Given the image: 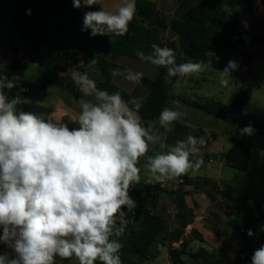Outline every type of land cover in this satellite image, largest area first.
<instances>
[{"label":"clouds","instance_id":"obj_1","mask_svg":"<svg viewBox=\"0 0 264 264\" xmlns=\"http://www.w3.org/2000/svg\"><path fill=\"white\" fill-rule=\"evenodd\" d=\"M92 5H100V0H73L76 9ZM135 12V0H122L114 12L100 7L85 13L81 30L90 29L92 36H124ZM136 54L142 61L166 68L167 83H172L173 77L199 75L208 66L204 61L191 60L178 64L172 49L156 44L150 54L139 50ZM205 55L215 53L210 50ZM5 68L0 64V243L14 255L0 254V264H56L57 257L75 258L78 264H122V244L113 237L123 235L128 213L136 208L129 190L141 181L137 165L148 152L149 142L161 139L160 128L170 130L183 113L164 108L159 128L145 127L138 115L142 98L125 102L119 92L99 90L86 73L71 69L74 83L95 102L79 100L81 111L71 121L79 127L69 129L66 123L18 111L21 96L9 98L4 91L17 86L15 79L3 74ZM236 69L238 63L229 60L219 71L222 86L228 85L225 77H231ZM112 74L131 82L143 77L131 69H113ZM240 133L252 136L254 128L248 125ZM205 143L203 137L189 135L166 153L148 157L145 182L195 174L204 164L198 145ZM161 147H165L163 142ZM258 151L264 156V150ZM194 156L195 162L190 159ZM247 234L252 236L253 232ZM251 259L252 264H264V246L255 250Z\"/></svg>","mask_w":264,"mask_h":264},{"label":"trees","instance_id":"obj_2","mask_svg":"<svg viewBox=\"0 0 264 264\" xmlns=\"http://www.w3.org/2000/svg\"><path fill=\"white\" fill-rule=\"evenodd\" d=\"M239 1L194 0L192 5L178 9L175 16L168 20L153 0H135L136 12L129 23L128 32L124 36L112 35V38L109 35L92 36L90 29L82 31L86 12L81 8H74L70 0H10L8 13L11 27L17 34L18 43L24 48L31 61L38 62L34 53L45 46L76 62L79 61V55H83L89 62L92 60L91 54L98 53L95 58L100 77L96 82L97 88L109 94L119 92L125 102H128L134 97L112 83V70L124 71L116 60L124 57L140 60L136 54L137 51H142L146 55L150 54L153 44L172 49L178 64L189 60L204 61L216 70H223L229 60H235L238 63V69L245 67L248 62H253L255 56L248 54L245 48L261 45L262 34L244 37L236 32L241 17L237 10ZM262 4L264 6V0ZM29 9L30 15L26 14ZM167 30L176 36V41L164 40L163 35ZM223 36L232 37L238 42L237 49L243 53L242 57H217ZM210 50L215 53L214 56L205 55ZM181 53H184L183 57ZM99 54L108 56V60ZM146 63L152 65L150 62ZM23 66L22 59L13 57L9 64L10 77H22ZM152 66L155 68L154 77L143 76L139 81L148 90L146 97L141 100L142 107L138 112L143 126L148 127L150 121L158 119L161 111L170 102L180 100L192 108L220 118L235 127L242 129L251 125L254 132L264 131V121L257 120L253 114L246 111L249 96L245 90H240L230 105L217 99L190 100L175 93L174 89L179 77H173L172 83H167L165 81L167 69ZM81 73L83 70L80 71ZM48 85L65 89L74 97H78L75 92L77 85L71 75L56 74L53 79L45 80L39 89L43 90ZM129 107L132 105L129 104ZM17 110L33 112L37 115L44 113L43 107L25 102L17 105ZM178 128L180 126L175 130ZM152 153L153 151L148 149L150 157ZM253 158L251 149L244 142L233 144L225 152L227 166L241 171L250 169ZM201 180L205 185L210 182L206 178ZM213 188L217 189L215 186ZM192 193L194 192L189 190L167 189L159 182L140 181L132 185L129 195L135 200L136 208L128 213L129 223L123 235L113 237L122 244L119 252L122 264H146L147 261L157 258L161 247L167 249L171 264H227L216 251L209 252L202 247L193 251L191 248L195 240L204 241L202 234L195 228H192L190 235H187V228L195 222V215L189 210L186 201V197ZM163 194H167L175 205V228L173 229L158 208ZM205 194L208 198L215 199L210 188L206 187ZM227 198L235 204V208L240 210L242 202L238 204L231 196ZM255 213L260 224L264 226V203L255 209ZM239 216L238 212L237 218L230 223L231 227L242 237L250 238L264 246V234L249 236ZM255 250L257 248L251 242L247 249L238 251L237 257L252 264L251 258ZM96 264L101 262L97 261Z\"/></svg>","mask_w":264,"mask_h":264},{"label":"rangeland","instance_id":"obj_3","mask_svg":"<svg viewBox=\"0 0 264 264\" xmlns=\"http://www.w3.org/2000/svg\"><path fill=\"white\" fill-rule=\"evenodd\" d=\"M4 6L3 4L1 5ZM259 14L264 15V10ZM168 20L170 17H167ZM262 29V44L259 46L250 47L247 51L254 58L253 62H248L246 67L242 69V75L238 82L239 84L228 83L227 86L220 84L221 73L213 68L208 67V72L203 74V79L200 75H191L184 80L180 78L176 86V90L184 96V98L192 99L195 101H204L206 99H217L226 105H230L235 95L240 90H245L249 96V101L246 107V111L255 116L257 120L264 121V22H260ZM12 29V27H11ZM13 31V29H12ZM236 32L240 35L251 36L253 35L250 30L236 29ZM171 33V31L169 32ZM168 30L164 32V39L170 36ZM16 40L13 45V52L15 56L22 59L23 75L22 77H10L9 64L13 58L7 59L3 57L0 64H5L6 68L3 72L9 80L15 79L17 84L19 82L32 85L34 90L27 94L26 97H22V102L31 103L43 107L44 113L38 115L46 121L66 123L69 129L78 128L77 123L71 122L72 119L81 111L79 106V100H93L92 96H85L79 86L76 87L75 92L78 97H74L73 94L66 90H61L50 87L49 91L40 90L39 86L43 84L45 80H51L56 74L72 75L71 69H75L80 73H86L88 77L97 82L99 77V69L95 64H88L83 55H79V61L74 64V60L67 57L64 54L55 52L50 47H43L39 51L34 53V56L38 58V62H33L30 57L24 51V48L18 43L17 34ZM8 34L7 30L3 28L0 30V46H4V51L8 50ZM234 47L237 51H232L230 47L220 41V47L217 53L218 58H232L242 57L243 53L238 51V42L234 40ZM96 55L91 54V59H95ZM100 55V54H99ZM8 56V54H7ZM108 60V56H103ZM252 58V57H251ZM122 65L124 70L131 69L133 72H141L143 76L147 78H153L154 74L149 73V68H153L152 65L132 58H122ZM111 60V59H110ZM120 60V59H119ZM120 61H117V64ZM119 65V64H118ZM81 73V74H83ZM229 80V77H225ZM191 79L192 81H190ZM189 80V81H187ZM198 83H196V82ZM116 86H124L129 88L134 82L128 81L122 75H115L112 82ZM199 84V85H197ZM187 85L194 86V89H187ZM51 86V85H49ZM199 86L200 88L196 87ZM14 87L11 91L5 89L4 91L12 98L15 96ZM122 89V88H121ZM46 91V92H45ZM25 100V101H24ZM95 102V101H94ZM166 108L172 110H178L183 113L180 120L173 122L170 125V130L165 131L160 128V135L166 136L164 141L158 140L155 143L149 142V150L153 151V155L157 153H166L170 147L175 146L176 141H183L187 136L192 135L195 137H203L206 143L200 147L198 156L204 160V164L201 166L198 172L192 174L189 172L187 175L176 178L174 180L164 181L167 189L184 190L188 187H192L194 194L198 197L197 220L196 225L206 230V235L211 243H215L220 240L219 249L215 248L218 255H220L227 264H249L243 259L235 260L237 253L240 250H245L251 244L255 245L259 249L262 245H259L256 241L250 238L242 237L236 230H234L230 223L237 218L239 212V219L242 226L248 231L251 230L254 235L264 234L261 230L262 226L255 213V209L259 208L264 203V156L260 154L258 150H264V131H255L252 136L241 135L240 129L231 125L230 123L206 114L200 110L192 108L182 102H171ZM149 125L159 128V118L150 121ZM180 126L177 130L176 127ZM172 131L170 134H168ZM161 142L165 147H161ZM246 143L253 153V163L248 171H241L227 166L225 160V152L232 143ZM150 157L148 152L144 157L140 158L138 167L141 169V182L147 180V158ZM195 162L197 157H190ZM203 178L208 179L210 182L205 185L201 180ZM217 187L214 189L213 187ZM210 188L215 196V199H210L206 194V198H201L202 191ZM228 196H231L237 201V203H243L240 210L234 207L235 204L228 200ZM159 211H161L164 217L169 222L171 228H175V205L173 200L167 195L163 194L160 197ZM189 229V227H188ZM190 235L191 230H187ZM235 234L236 239L230 237ZM231 234V235H230ZM233 234V235H234ZM209 237H212L210 239ZM244 238L248 243L245 247V242L242 246L237 243V239ZM234 238V237H233ZM218 239V240H217ZM193 243L191 248L193 251H197L199 247ZM162 253H159L156 259L147 261L146 264H168L167 249L161 247ZM1 254V253H0ZM56 263L59 264H78L74 258L71 260H61L56 258ZM171 264V263H170Z\"/></svg>","mask_w":264,"mask_h":264},{"label":"crops","instance_id":"obj_4","mask_svg":"<svg viewBox=\"0 0 264 264\" xmlns=\"http://www.w3.org/2000/svg\"><path fill=\"white\" fill-rule=\"evenodd\" d=\"M9 1L10 0H0V30L5 28L7 30V34H8V36H7L8 37V41H7L8 50L5 52L4 51V46L3 45L0 46V61L2 60L3 57H7V59H10V60H11V58L15 57V54L13 52V45H14V41L16 40V35H15L16 33L14 31H12V29H11L9 13H8ZM70 1L73 3V0H70ZM153 1L156 2V4L158 5L159 9L167 17H170V19L175 16V14H176L178 9L186 8V7L190 6V5H192L193 2H194V0H153ZM121 3H122V0H100V5H92L91 7H81V9H83L84 12H88V11H98V10H100V7H103V9L106 10V11L114 12V11H116V5L121 4ZM2 4L4 5L3 7L1 6ZM262 9L264 10V6L262 4V0H240L239 4L237 6V10L240 12L241 17H240V21L238 23L237 29L240 28V29H244L245 31L246 30H250V32L253 35L254 34H262L263 32H262V29H261V26H260V22H264V15L263 16L259 15V14H261L260 12L262 11ZM169 32H170V30H168V33ZM169 34H170V36L167 37V38L170 37L169 41H176V36L172 32L169 33ZM247 35L248 34L244 35V37H249ZM164 40H166V39H164ZM221 42L226 44L229 47H230V45L233 44V47L232 48L230 47L231 50L232 51H237L236 48L234 47V43H233L234 39L232 37H228L227 38V37L223 36L222 39H221ZM245 50L249 51L250 47L249 46L246 47ZM7 54H8V56H7ZM122 60H123L122 58L120 60L118 59V60H116V63H117V61H120V63H118V64L122 68H124V66L122 65L123 64ZM208 67L212 68L211 66H207L206 69L203 72L200 73L201 74L200 75L201 79L204 78L203 74L208 72V70H209ZM243 68L238 69V70H236L234 72H231V77H229L230 83H233V82H235L236 84L240 83V82H238V80H239L240 76H243L242 75V69ZM149 69H150L149 73L155 74V68L154 67L153 68L151 67ZM60 75H62V74H60ZM114 76L115 75L112 74V82L114 80ZM186 78L187 77H185L184 80H186ZM189 80L192 81L191 79H189ZM189 80H187V81H189ZM178 81L176 82L175 88H176V86L178 84ZM196 83H198V82H196ZM197 85H199V84H197ZM50 87H54V88L60 89V88H58L56 86H53V85L49 86L48 85L45 88L47 92L50 90L49 89ZM196 87L200 88L199 86H196ZM119 88H122L123 90H125L126 92L131 94L134 98H144L148 94V90L145 87H143L140 82H134L132 84V86L129 87V88H125L124 86H121V87L119 86ZM45 89H43V90H45ZM187 89H189V90L194 89V86L187 85ZM61 90H65V89H60V91ZM174 90H175L176 95H178L180 97H184L176 89H174ZM190 100H192V99H190ZM174 101L178 102V103L181 102L180 100H174ZM174 101H172V102H174ZM171 132L172 131H170L168 134H170ZM165 137L166 136H161L160 140L164 141ZM233 144L234 143H232L230 145V147ZM228 149L226 150V152L228 151ZM153 183H158V182H153ZM159 183H161V185L166 188V186H165V184H163V182H159ZM184 190L185 191L186 190L192 191V187H188L187 189H184ZM203 193L205 194V191H202L201 198H206ZM186 201H187L189 210L195 215V220H197V211H196V208L198 206L197 194L192 193L190 196H187L186 197ZM159 205H160V203H159ZM192 228L197 229L199 231V233H201L202 236H203L204 241L203 242L200 241L199 244H197V246L199 248L200 247L205 248L209 252L216 251L215 248L219 249L220 240L217 239L218 241H216L215 243H211L208 240V237L206 235V230L203 229V228H200L199 226H197L196 222H194L192 225L189 226L190 230ZM189 229L187 228V230H189ZM233 234L232 235L230 234L231 235L230 237H232V239L235 240L236 237H235V234L234 235ZM0 235H2V227H0ZM187 235H188V231H187ZM209 238L212 239V237H209ZM241 240L242 241H240V237L236 240L237 243L240 244V246H242L244 244V242H245V244H244L245 247L248 246V243L245 241L244 238H241ZM193 243H198V242H197V240H195ZM0 253L1 254L8 253L9 255H14L12 250L10 248H8L7 245H5L3 243H0ZM160 253H162V249L161 248H160ZM166 256H167V260H169L168 259V251H167V255ZM238 259L239 258L236 257L235 260L237 261ZM168 264H170V261H168Z\"/></svg>","mask_w":264,"mask_h":264},{"label":"built area","instance_id":"obj_5","mask_svg":"<svg viewBox=\"0 0 264 264\" xmlns=\"http://www.w3.org/2000/svg\"><path fill=\"white\" fill-rule=\"evenodd\" d=\"M23 88L25 91L21 92L20 89ZM34 90V87L32 85H28L23 82H19L15 89V96L19 94L22 97H26L27 94L31 93Z\"/></svg>","mask_w":264,"mask_h":264},{"label":"water","instance_id":"obj_6","mask_svg":"<svg viewBox=\"0 0 264 264\" xmlns=\"http://www.w3.org/2000/svg\"><path fill=\"white\" fill-rule=\"evenodd\" d=\"M74 64L76 65V64H77V62H76V61H74Z\"/></svg>","mask_w":264,"mask_h":264}]
</instances>
